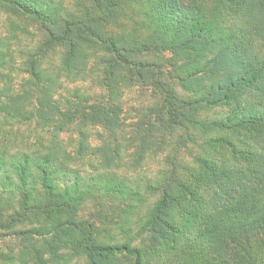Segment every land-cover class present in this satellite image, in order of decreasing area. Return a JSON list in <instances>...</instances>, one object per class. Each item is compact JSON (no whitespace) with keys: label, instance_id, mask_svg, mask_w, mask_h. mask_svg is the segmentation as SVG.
Wrapping results in <instances>:
<instances>
[{"label":"trees","instance_id":"obj_1","mask_svg":"<svg viewBox=\"0 0 264 264\" xmlns=\"http://www.w3.org/2000/svg\"><path fill=\"white\" fill-rule=\"evenodd\" d=\"M0 8L32 18L45 35L38 58L29 62L30 109L23 108L27 96L16 97L0 104V115L53 128L48 143L38 135L28 144L0 123V233L26 242L21 259L61 264L69 251L86 255L89 264H122L127 257L133 264H264V0H76L74 11L54 0H0ZM57 46L66 48V74L41 67L40 58ZM95 51L107 54L102 84L108 100L91 102L75 92L61 104L55 95L63 78L79 76ZM166 53L174 55L168 71L185 97L167 81L168 60L142 59ZM124 74L150 84L161 98L138 123L134 141L142 155L178 130L190 141L197 139L192 130L238 137L210 141L211 153L225 142L233 164L198 156L199 170L156 182L150 189L159 200L145 215L143 192L107 174L123 146L116 100ZM221 107H231L227 120L208 117ZM88 126L106 128L116 147L112 141L92 146ZM69 133L75 138L62 137ZM87 158L104 171L82 174L76 165ZM98 194L118 217L80 216ZM132 223L140 236H132ZM145 232L147 242L139 240ZM8 255L0 249V264L14 258Z\"/></svg>","mask_w":264,"mask_h":264},{"label":"rangeland","instance_id":"obj_2","mask_svg":"<svg viewBox=\"0 0 264 264\" xmlns=\"http://www.w3.org/2000/svg\"><path fill=\"white\" fill-rule=\"evenodd\" d=\"M63 5L65 10L74 11V4L76 0H54ZM208 1V0H207ZM45 35L41 31L39 24L32 18L21 14L20 12L9 10L7 8H0V52L4 55V61H0V104L6 101H11L16 97H26V110L30 109V104L33 96V82L30 76L29 62L35 57L43 47ZM85 66L81 69L79 76L68 75L63 78V88L57 90L55 98L63 104L64 99L71 96L75 92H79L89 97L91 102H106L108 100V91L102 84L103 71L105 69V52H89ZM66 55V48L57 46L49 50L44 58H40L41 67L47 70L50 74H57L58 72L66 74L64 68V59ZM173 54H157V56L146 55L142 59L164 61L168 60L167 65L164 66L168 74L167 81L172 88L185 97V91L180 85V81L176 77L169 74ZM171 61V62H170ZM119 97L116 102L122 108L121 115V131L117 133V137L121 138L122 149L120 160L115 166L108 170L107 174L116 175L121 181L129 185L133 189L142 191L147 197V203L141 212L145 215L156 201L159 200L157 194H153L151 189L155 183L166 179L172 172L186 175L190 171L199 170L198 156L204 158H217L219 164L222 161L218 158L226 160L227 164H233L236 156L225 142L216 144V152H210V141H218L223 137H232L233 140L238 141V137L230 135L225 132H216L203 134L200 131H191V134L197 137L196 141H190L183 131H176L168 134L165 138H158L157 143L146 150L142 155L139 151V142L134 141L138 123H141L144 115L151 107L159 106L161 103L160 94L148 83L138 81L137 78L130 74H124V83H122ZM29 98V99H28ZM19 103L18 105H20ZM231 112V107L215 108L207 113L211 119L227 120ZM0 123L2 130H12L17 132V136L26 138L28 144L36 142V136H45L44 143H48L49 130H53L49 126H39L36 122L31 123H14L11 119L4 121L3 115H0ZM78 130V127H76ZM87 132L90 134V143L92 146H101L109 144L113 137L111 133L102 126H88ZM74 131V128L72 129ZM44 131V132H43ZM68 140V137L75 138V133L62 135ZM111 137V141L109 139ZM3 138V137H2ZM188 141H187V140ZM120 140V141H121ZM207 143V150L204 151V146ZM20 144V142H18ZM112 147L116 144L112 141ZM252 144V143H251ZM38 145V144H37ZM203 145V146H202ZM241 149L247 150L246 146H240ZM255 148L257 146L255 145ZM69 150L74 149V145H68ZM209 149V150H208ZM75 153L74 151H72ZM224 160V161H225ZM93 163V165L91 164ZM98 160L90 158L86 159L85 163L77 164L81 169L82 174L93 175L95 173L103 172L102 169H97ZM95 165V166H94ZM113 203L109 199H105L98 194L97 199H89L80 211V216L83 218H90L99 220L98 212H107L113 214ZM178 215V212L172 213ZM142 215V214H141ZM118 217V216H117ZM132 236H140L141 232L138 225L133 224ZM117 233V231H115ZM145 238L148 241V233H144L139 240ZM26 242L21 241L11 232L0 233V249L1 251L14 256L13 259L7 261L8 264H31L26 259H21V249ZM8 255V256H9ZM61 264H89L88 258L84 254H75L73 252H65V260ZM122 264H133L132 258H123Z\"/></svg>","mask_w":264,"mask_h":264}]
</instances>
